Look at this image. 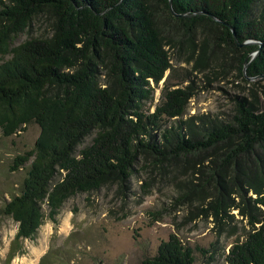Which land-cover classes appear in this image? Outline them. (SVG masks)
<instances>
[{
  "label": "trees",
  "instance_id": "trees-1",
  "mask_svg": "<svg viewBox=\"0 0 264 264\" xmlns=\"http://www.w3.org/2000/svg\"><path fill=\"white\" fill-rule=\"evenodd\" d=\"M171 50L199 70L231 63L264 87V0H0V131L40 128L13 159L11 171L30 165L0 208L18 223L16 240L34 238L46 218L57 222L77 192L130 191L141 160L160 173L206 161L181 197L211 187L217 217L240 208L235 198L248 201L252 229L227 261L264 264V105L236 96L225 116H186L191 86H166L150 111L153 82L174 69ZM194 261L172 234L139 264Z\"/></svg>",
  "mask_w": 264,
  "mask_h": 264
},
{
  "label": "rangeland",
  "instance_id": "rangeland-1",
  "mask_svg": "<svg viewBox=\"0 0 264 264\" xmlns=\"http://www.w3.org/2000/svg\"><path fill=\"white\" fill-rule=\"evenodd\" d=\"M29 35L20 34L14 44ZM171 53L174 69L158 85L153 82L154 96L147 103L150 111L161 102L166 86H191L186 116H225L232 110L236 96L264 105V87L244 80L236 65L213 61L210 68L199 70L194 68V60L188 63L176 51ZM39 132L37 123L12 136L0 131V208L11 193L18 191L30 165L29 161L11 171L13 159L35 146ZM89 141L87 138L85 143ZM206 163L187 169L171 166L160 173L143 166L141 160L130 191L122 192L118 184H113L92 192H77L63 204L58 221L46 218L34 238L16 240L18 223L0 211V264H139L155 255L172 234L194 250L193 264H228L230 248L246 239L252 229L250 212L256 211L248 201L237 197L240 208L231 206L217 217L210 207L215 194L211 187L205 196L181 197L187 189L185 182L201 181L200 169ZM145 181L149 185L144 186ZM243 209L247 211L244 214Z\"/></svg>",
  "mask_w": 264,
  "mask_h": 264
},
{
  "label": "water",
  "instance_id": "water-1",
  "mask_svg": "<svg viewBox=\"0 0 264 264\" xmlns=\"http://www.w3.org/2000/svg\"><path fill=\"white\" fill-rule=\"evenodd\" d=\"M171 1V0H170ZM175 14H177V13H175ZM181 16H183V14H181ZM248 42H250V40L249 41H246V42H243V43H241V44H245V43H248ZM258 53V50H256L255 52H254V55H256Z\"/></svg>",
  "mask_w": 264,
  "mask_h": 264
}]
</instances>
